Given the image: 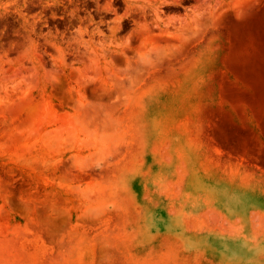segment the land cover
<instances>
[{
	"label": "rangeland",
	"instance_id": "1",
	"mask_svg": "<svg viewBox=\"0 0 264 264\" xmlns=\"http://www.w3.org/2000/svg\"><path fill=\"white\" fill-rule=\"evenodd\" d=\"M0 264H264V0H0Z\"/></svg>",
	"mask_w": 264,
	"mask_h": 264
}]
</instances>
